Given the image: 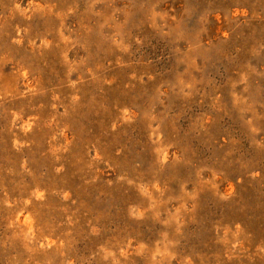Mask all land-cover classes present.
<instances>
[{
  "label": "rangeland",
  "instance_id": "obj_1",
  "mask_svg": "<svg viewBox=\"0 0 264 264\" xmlns=\"http://www.w3.org/2000/svg\"><path fill=\"white\" fill-rule=\"evenodd\" d=\"M0 264H264V0H0Z\"/></svg>",
  "mask_w": 264,
  "mask_h": 264
}]
</instances>
